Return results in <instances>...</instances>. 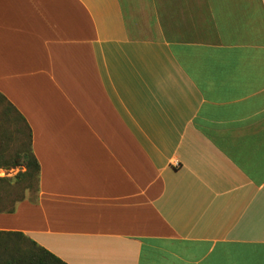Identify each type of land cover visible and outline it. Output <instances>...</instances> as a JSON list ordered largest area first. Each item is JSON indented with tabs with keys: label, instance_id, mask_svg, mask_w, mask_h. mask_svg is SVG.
I'll return each mask as SVG.
<instances>
[{
	"label": "crops",
	"instance_id": "obj_1",
	"mask_svg": "<svg viewBox=\"0 0 264 264\" xmlns=\"http://www.w3.org/2000/svg\"><path fill=\"white\" fill-rule=\"evenodd\" d=\"M0 93L40 165L0 230L68 264H264V0H0Z\"/></svg>",
	"mask_w": 264,
	"mask_h": 264
},
{
	"label": "rangeland",
	"instance_id": "obj_2",
	"mask_svg": "<svg viewBox=\"0 0 264 264\" xmlns=\"http://www.w3.org/2000/svg\"><path fill=\"white\" fill-rule=\"evenodd\" d=\"M28 129L18 111L8 100L0 98V178L8 182L0 183V211L15 207L19 200H35L39 190V179L34 172L24 174V164L13 166L21 151L28 147ZM31 247L26 240L13 236L0 235V256L14 253L16 250H28ZM21 248V249H19Z\"/></svg>",
	"mask_w": 264,
	"mask_h": 264
},
{
	"label": "trees",
	"instance_id": "obj_3",
	"mask_svg": "<svg viewBox=\"0 0 264 264\" xmlns=\"http://www.w3.org/2000/svg\"><path fill=\"white\" fill-rule=\"evenodd\" d=\"M0 98L6 99L7 98L0 93ZM10 105L17 111L15 106L9 102ZM19 113V112H18ZM20 114V113H19ZM22 120L25 122V125L28 129V147L24 148L21 151V154H19L16 158V160L12 163L13 166L24 164L27 168L25 172H23L25 175H31L34 172L37 174L39 179V171H40V165L35 157L33 151H32V134L31 129L23 116L20 114ZM8 182L6 178H0V183L4 184ZM21 201V200H19ZM15 207H12L11 209L7 210L8 212H13ZM1 212V211H0ZM0 235L5 236H13L20 239L26 240L27 237L29 238V242L31 244V247L28 250H16L14 253H7L2 256H0V264H68L64 260H62L60 257L49 251L48 249L44 248L43 246L39 245L34 239L26 235L25 233L21 231H6V230H0ZM21 249V248H19Z\"/></svg>",
	"mask_w": 264,
	"mask_h": 264
}]
</instances>
